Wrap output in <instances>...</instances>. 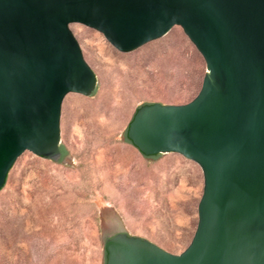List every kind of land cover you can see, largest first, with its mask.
<instances>
[{"label":"water","instance_id":"1","mask_svg":"<svg viewBox=\"0 0 264 264\" xmlns=\"http://www.w3.org/2000/svg\"><path fill=\"white\" fill-rule=\"evenodd\" d=\"M74 24L120 53L178 27L205 65L190 102L142 105L126 129L142 156L199 167L189 245L174 255L121 232L104 264H264V0H0V190L23 153L59 160L64 98L96 89Z\"/></svg>","mask_w":264,"mask_h":264},{"label":"rangeland","instance_id":"2","mask_svg":"<svg viewBox=\"0 0 264 264\" xmlns=\"http://www.w3.org/2000/svg\"><path fill=\"white\" fill-rule=\"evenodd\" d=\"M70 30L97 81L61 105L59 146L74 167L16 160L0 190V264H104V241L121 232L178 255L196 227L201 171L176 154L144 157L124 135L140 106L190 102L204 61L178 27L129 53Z\"/></svg>","mask_w":264,"mask_h":264},{"label":"trees","instance_id":"3","mask_svg":"<svg viewBox=\"0 0 264 264\" xmlns=\"http://www.w3.org/2000/svg\"><path fill=\"white\" fill-rule=\"evenodd\" d=\"M124 137H125V141L130 144V142L126 139V132H125ZM59 151H60V158H59L58 162H60L66 156L65 150L60 146H59ZM156 156L157 155L151 156V157H156ZM147 158H150V157H147Z\"/></svg>","mask_w":264,"mask_h":264}]
</instances>
